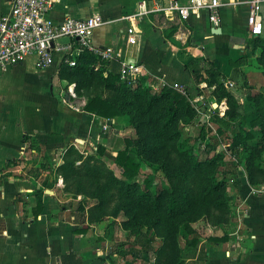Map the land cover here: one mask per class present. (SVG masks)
<instances>
[{"label": "crops", "instance_id": "0c3cea01", "mask_svg": "<svg viewBox=\"0 0 264 264\" xmlns=\"http://www.w3.org/2000/svg\"><path fill=\"white\" fill-rule=\"evenodd\" d=\"M52 1L47 17L54 22H60L66 15L87 17L92 14L107 20L94 28L92 42L110 50L115 57L98 60V67L119 72L122 61L137 63L141 74L148 77L155 90L163 84L178 82L192 95L191 71L184 65L186 61L204 58L214 62L220 70L222 60L239 61L243 53L249 51L246 48V40L251 36L246 27L248 0H230L231 3L223 4L217 26L203 11L191 14L186 20L175 13L156 11L164 0ZM141 2L148 12L133 21L137 32L130 34L128 28L132 23L125 17L133 15ZM11 3L12 0H0V16L10 11ZM131 35L135 42L130 41ZM31 57L0 72V264H101L103 260L97 247L96 253L85 250L89 230L99 223H91L84 217L77 226L76 216L66 212L72 198L61 200L58 195L64 193L62 178L40 167L41 164L48 166V162L34 163L30 158L44 152V158L54 167L67 145L85 147L95 142L102 144L105 152L115 158L121 145L117 132L122 134L125 130L122 120L120 117L105 119L85 111L86 97L76 94L73 83L67 85L59 78L60 64L37 69ZM28 59L41 78L54 71L56 78L65 82L62 90L69 88L78 103L73 105L67 96H61L59 101L50 102L53 105L48 108L21 104L7 87L21 81V71ZM228 82L232 83L226 77L224 86L230 90L225 85ZM62 90H59L60 95ZM198 95L202 100L195 106L206 103V97L195 94ZM77 138L83 142H76ZM236 171L235 182L230 186L234 215L223 225V233L200 237L193 260L200 249L205 259L195 264H264V181L251 185L242 165ZM44 183H52V187L46 188ZM40 187L44 188L40 196L43 208L36 214L38 196L34 190ZM46 189L51 191L46 192ZM78 228L84 231L77 232ZM222 236L225 238L221 241L212 239Z\"/></svg>", "mask_w": 264, "mask_h": 264}, {"label": "trees", "instance_id": "16d2710c", "mask_svg": "<svg viewBox=\"0 0 264 264\" xmlns=\"http://www.w3.org/2000/svg\"><path fill=\"white\" fill-rule=\"evenodd\" d=\"M246 42L249 52H244L241 57L254 54L258 49L255 61L264 74V35H251ZM97 63V57L83 51L76 57L73 66L62 60L58 75L67 85L74 84L78 96L86 97L83 107L85 111L105 119L120 117L135 130L136 137H124L114 158L121 177H117L100 161L105 152L102 144L96 148L101 157L85 154L75 144H69L58 164L52 167L48 162V166L41 164L40 167L49 170L56 178H62L63 191L97 199L96 204L86 210L82 206V200L77 202L81 219L87 217L91 223L100 222L105 215V203L111 198H117V205L121 206L116 211L121 209L128 216L124 224H134L130 230L136 235L135 239L140 247L132 245L128 250L132 257H139L140 264H195L199 260L204 261L201 249L196 260H193L201 238L190 224L202 216L213 226L225 224L230 220L231 205L226 192L227 178L218 174L217 166L222 154L215 152L208 158H199L197 154L209 153L220 143L219 140L233 150L242 145L245 148L241 149L245 155L247 181L256 185L264 181V162L260 159L261 150L255 146L263 145L264 138L253 136L250 132L227 134L219 127L218 138L213 135L206 138L203 127L200 145L194 151L179 139L181 126L191 124L198 112L190 104L189 95L167 85L153 91L151 82L143 74L135 80L122 81L119 72L96 68ZM184 65L190 69L195 84L205 82L206 87L212 88L211 93L217 104L221 100L226 101L224 116L229 121L239 115L242 106L224 86V76L214 62L204 58H191ZM98 89L103 92L91 95ZM258 96L259 99L253 100V112L256 113L250 120L253 127L264 122V96ZM251 98L253 95L247 93L244 102L252 100ZM214 111H217V107ZM27 137L26 135L25 138ZM203 143L205 146L202 148ZM30 145L34 147L33 143ZM165 150L167 155L162 167L173 184L158 189L156 185L152 186L151 177L143 176L136 156L150 154L149 151ZM169 165L175 168L174 171L168 170ZM100 181L101 184H98ZM42 185L52 187V183ZM43 190L42 187L34 190L38 196L34 210L36 214L43 208L40 197ZM143 227L147 228L145 232L141 231ZM76 231L83 232L84 228ZM224 238L225 236L212 239L221 241ZM181 240L183 245H180ZM119 253L124 254L121 250Z\"/></svg>", "mask_w": 264, "mask_h": 264}, {"label": "rangeland", "instance_id": "374dc122", "mask_svg": "<svg viewBox=\"0 0 264 264\" xmlns=\"http://www.w3.org/2000/svg\"><path fill=\"white\" fill-rule=\"evenodd\" d=\"M264 35V32L263 34ZM249 52V51H247ZM259 50L257 49L254 54H247V57L240 58L239 61L229 59H224L219 62L220 70L224 76V79L230 78V81L233 85L230 86V91L233 93L236 100L241 104L242 108L240 109L239 115L229 121L227 117L224 116V113L227 109L226 101L221 100L217 106V111H214V107L212 103H216L215 96H211L209 92H211L210 87H205V83L202 82L199 85L195 84L192 80L190 83V91L192 95H189L190 99H192L195 94H203L206 97L205 104H197V116L194 117V120L191 124L186 126H181V134H180V142H186L188 148H193L196 151L198 145H200V134L204 127V131H206L207 136H215L218 138L217 127L222 128L226 131L227 134L241 133L245 134L246 132H250L253 136L264 138V122L251 126L250 120L254 118L256 113L254 114L253 110L255 108L253 100L256 98L259 99L258 94H262L264 96V74L263 69L257 64L255 61L256 56L258 55ZM33 58V57H31ZM232 59V57H231ZM25 67L22 68L21 73V81L17 84H13L12 86L7 87L14 96L20 101L21 104L30 105V106H38L40 108H48L53 104L50 102L59 101L61 96H67L72 104H77V97L73 95L71 90L68 88L67 90H62L65 86V82L56 78L54 71L46 74L44 78L38 76V71L35 72L32 60L28 59L26 61ZM96 68H99L96 65ZM55 69V68H54ZM43 71V70H42ZM56 71V70H55ZM57 72V71H56ZM203 88V90H201ZM153 90V87H151ZM62 90V95H60ZM154 91V90H153ZM103 91L98 89L92 94L102 93ZM252 94V100H248L244 102V97L246 94ZM75 94V93H74ZM244 102V103H243ZM191 104V103H190ZM126 122V120H125ZM122 121V126H124L123 133L117 132L119 135V140L121 142L123 138L129 136L131 138H135V130L130 126L129 123ZM220 143L216 146L215 149L211 150L209 153H200L197 154L199 158H208L211 157L215 152H220L222 154L221 159L218 161V174L222 176V174L227 178L226 184V192L228 194L229 199L231 196L230 186L235 181L236 177V169L238 166L242 165L244 167V154L242 145L239 146L237 150H233L232 147L227 146L226 144ZM77 144V143H76ZM100 143L95 142L93 145H88L85 147H81L77 144L81 151L85 154H94V156L99 157L98 151H96L97 145ZM255 145V144H254ZM204 143L202 148L204 147ZM258 149L261 150V161L264 162V144L256 145ZM245 149V148H243ZM248 149V148H247ZM255 150L254 148H252ZM249 150V149H248ZM146 155H137L136 159L140 163V170L143 176L151 177L152 186H155L160 189V187L165 186L167 184H173L172 180L167 177L166 172L164 171L163 160L167 155V150L163 152H151ZM45 153L40 152L37 155L31 157V161L34 163L39 162H49L44 158ZM114 155H111L108 152H104L100 161H103L108 168H110L113 173L117 177H121L118 166L114 164ZM55 163H58V160H55ZM168 169V168H167ZM175 168L170 167V172L174 171ZM53 175V174H51ZM52 178V177H51ZM183 183V182H182ZM180 182V184H182ZM101 184V181L98 182ZM66 193V194H64ZM60 192L61 200L63 197H71L72 199L68 201L70 204L67 206V213H72L76 216L75 220L77 222V226L81 223V218L79 215V209L77 207V202L82 200V206L84 209L92 208L97 199L84 196L82 194H70L68 192ZM231 205L230 217L233 214L232 211V202L229 200ZM64 204H67L66 202ZM118 200L111 198L109 202L105 203L106 210L105 215H103L102 220L98 222L99 224L93 226L88 233V247L85 250L88 252L96 253V247L98 248L99 257L103 262L101 264H140L141 261L139 257H132L128 248L134 245L136 248L140 247L139 242L135 239L136 235L130 230L131 224H124L127 220L128 216L126 213L119 209L116 211V208L121 206L117 205ZM226 224V223H225ZM223 225H214V227H219V229L212 228L211 225L205 217H200L198 220L194 221L190 224V226L199 234L200 237L205 238L209 234L214 233H223L225 229H223ZM147 230L146 227L141 229L142 232ZM180 245H183V240L180 241ZM122 251L124 254H120L119 251ZM88 253V254H90ZM91 257H94L91 254ZM133 258V259H132ZM152 259V258H151ZM154 261V259H152Z\"/></svg>", "mask_w": 264, "mask_h": 264}, {"label": "built area", "instance_id": "2783aa9c", "mask_svg": "<svg viewBox=\"0 0 264 264\" xmlns=\"http://www.w3.org/2000/svg\"><path fill=\"white\" fill-rule=\"evenodd\" d=\"M229 3H231L230 0H164L155 10L166 14L175 13L183 20L191 14L203 11L206 12L209 21L217 26L220 7ZM247 4V31L252 36L262 35L264 0H248ZM52 5V0H12L10 11L0 16V72L14 68L29 56L34 57V66L37 69L60 64L62 60L69 66H73L76 57L83 51L90 52L98 60H109L115 57L110 50L98 47L92 42L94 28L107 23V20L99 14H92L87 17L66 15L60 22H54L47 17ZM147 12L145 3L141 2L133 15L125 17L132 23L128 33L137 32L133 21ZM130 41L135 42L133 35L130 36ZM140 74L139 64L126 60L121 62L120 80H135ZM163 85L189 95L187 89L178 82ZM225 85L230 87L232 83L228 82ZM201 100L202 96L198 95L189 101L198 111L195 104Z\"/></svg>", "mask_w": 264, "mask_h": 264}, {"label": "water", "instance_id": "95a60500", "mask_svg": "<svg viewBox=\"0 0 264 264\" xmlns=\"http://www.w3.org/2000/svg\"><path fill=\"white\" fill-rule=\"evenodd\" d=\"M212 31H215V29H213ZM217 32H219L218 29H217ZM217 105H218L217 103H213V104H212V106H213L214 108L217 107ZM76 142L82 143L83 141H82L81 139L77 138V139H76ZM45 191H46V192H50L51 190L46 189Z\"/></svg>", "mask_w": 264, "mask_h": 264}]
</instances>
